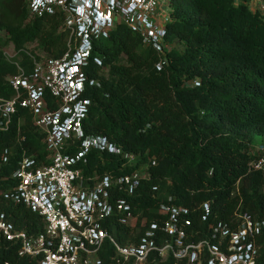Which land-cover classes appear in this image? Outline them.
Masks as SVG:
<instances>
[{
  "label": "trees",
  "instance_id": "16d2710c",
  "mask_svg": "<svg viewBox=\"0 0 264 264\" xmlns=\"http://www.w3.org/2000/svg\"><path fill=\"white\" fill-rule=\"evenodd\" d=\"M169 8L166 41L172 47L165 58L120 25L93 42L84 67L89 78L99 80L83 96L92 101L83 122L86 134L107 137L135 156L130 161L93 150L81 165L84 174L147 173L132 196L120 194L137 221L125 225L115 213L104 223L121 246L139 245L152 224L159 228V247L174 244L164 231L171 213L163 206L188 210L179 217L186 243L211 240L220 223L235 229L238 214L264 221V172L250 169L259 155L256 147H264V21L237 0H169ZM61 27L59 16L32 14L27 0H0V98L15 95L9 78L19 73L16 63L30 74L31 56L44 61L64 55L68 34ZM9 45L20 52L14 61L4 54ZM18 109L11 128L0 131V161L9 151L0 169V213L37 237L44 232L43 218L4 197L16 184L12 175L24 157L41 165L48 156L32 114ZM114 255L107 240L102 263L115 264ZM260 258L264 264V249ZM5 262L34 264L18 255V245L3 246L0 264ZM149 264L186 260H177L172 251L164 258L154 252Z\"/></svg>",
  "mask_w": 264,
  "mask_h": 264
},
{
  "label": "built area",
  "instance_id": "2783aa9c",
  "mask_svg": "<svg viewBox=\"0 0 264 264\" xmlns=\"http://www.w3.org/2000/svg\"><path fill=\"white\" fill-rule=\"evenodd\" d=\"M27 1L34 15L62 18L61 31L68 34L67 50L60 58L44 61L28 53L33 58L32 73L26 74L16 63L19 73L9 78L15 95L0 98V131L11 128L19 107L28 109L48 152L46 162L41 165L24 157L12 175L16 184L4 192L6 199L39 214L45 223L44 232L33 237L0 213V252L4 245H18V255L33 260L34 264H103L100 251L109 240L115 250L112 258L115 264H149L152 253L158 252L164 258L169 251L177 260L185 259L186 264H259L264 249V221H256L248 213L237 215L238 224L233 230L220 223L213 227L211 240L186 243L187 234L179 217L188 210L163 206L164 213H171L164 231L174 237V244L166 241L159 247L155 240L159 228L152 224L139 245L121 246L104 228V223L115 213L122 215L120 221L125 225L137 221L120 194L132 196L146 171L120 176L85 175L81 167L93 150L135 161L134 155L126 154L107 137L88 135L84 130L83 122L92 101L83 96L88 88L99 86V80L89 78L84 71L93 42L109 37L111 31L124 25L140 35L144 46L156 49L165 58L172 47L166 41L169 0ZM237 3L246 4L264 21V0H237ZM9 48L11 52L7 51ZM4 54L14 61L20 52L9 45ZM95 63L102 65L98 59ZM255 151L259 155L250 169L264 172V147H256ZM8 154L5 150L0 169L8 162ZM209 208L208 203L204 204L206 216Z\"/></svg>",
  "mask_w": 264,
  "mask_h": 264
},
{
  "label": "rangeland",
  "instance_id": "374dc122",
  "mask_svg": "<svg viewBox=\"0 0 264 264\" xmlns=\"http://www.w3.org/2000/svg\"><path fill=\"white\" fill-rule=\"evenodd\" d=\"M166 9H168V11H170L169 6H166ZM29 49H30V50H34V49H35V45H30V46H29ZM7 51H10V52H11V48H9ZM37 53L41 54L40 51H37Z\"/></svg>",
  "mask_w": 264,
  "mask_h": 264
},
{
  "label": "clouds",
  "instance_id": "9594fccd",
  "mask_svg": "<svg viewBox=\"0 0 264 264\" xmlns=\"http://www.w3.org/2000/svg\"><path fill=\"white\" fill-rule=\"evenodd\" d=\"M92 55V54H91ZM91 55L88 56V59H90Z\"/></svg>",
  "mask_w": 264,
  "mask_h": 264
}]
</instances>
